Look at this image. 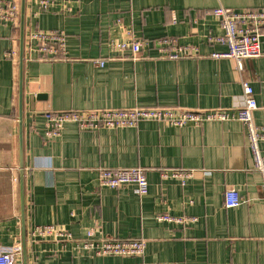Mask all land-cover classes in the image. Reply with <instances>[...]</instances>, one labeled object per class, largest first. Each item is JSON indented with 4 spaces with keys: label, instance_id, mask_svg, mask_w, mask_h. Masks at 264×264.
<instances>
[{
    "label": "crops",
    "instance_id": "0c3cea01",
    "mask_svg": "<svg viewBox=\"0 0 264 264\" xmlns=\"http://www.w3.org/2000/svg\"><path fill=\"white\" fill-rule=\"evenodd\" d=\"M4 1L17 3L19 19L0 22V251L20 246L16 264H264V173L253 168L240 122L173 128L140 121L134 128L93 132L68 123L58 137L43 134L49 111L235 110L241 79L253 89L254 123L264 126V36L262 56L243 61L240 74L229 60L211 56L225 46L207 42L223 33L212 10H262L264 0H55L47 11L25 0L21 124L22 0ZM49 31L65 36L58 60L43 58L33 38ZM128 38L143 43L134 58L109 44ZM165 39L188 47L192 56L165 58L167 46L158 45ZM102 59L103 67L95 63ZM260 148L264 159V143ZM136 167L145 171L146 195L137 196L132 185L98 186V170ZM170 170L191 176L181 186L161 176ZM229 189L242 200L236 208L223 205ZM159 214L197 221L158 222ZM35 225H54L70 241L33 240L27 233ZM90 229L96 240H142L144 252L97 257L78 247Z\"/></svg>",
    "mask_w": 264,
    "mask_h": 264
},
{
    "label": "built area",
    "instance_id": "2783aa9c",
    "mask_svg": "<svg viewBox=\"0 0 264 264\" xmlns=\"http://www.w3.org/2000/svg\"><path fill=\"white\" fill-rule=\"evenodd\" d=\"M38 10L47 11L55 0H30ZM211 15L219 22L223 31L220 36H207L208 43H218L226 47L224 53L212 54L213 58H225L229 60L233 69L239 74L243 71V61L256 59L262 56L261 49L264 36V9L241 10L234 12L226 8H216ZM19 19V6L14 1L0 0V22L15 24ZM126 35H130L127 33ZM39 42L38 50L43 58L58 60L65 54V36L61 31L40 32L33 36ZM112 48L120 52L130 51L134 58L143 48V43L128 38L120 42L110 40ZM158 45L167 46L168 52L164 56L170 60L189 58L192 51L185 46H178L175 40H159ZM11 56H15L11 52ZM106 59L96 60L95 63L101 67ZM242 89L241 102L235 110L214 109L206 111H189L177 107H148L134 109H107V110H81L64 112L44 113V137L52 139L58 137L65 124L72 123L81 131L93 132L100 129L134 128L140 121L164 123L173 128H182L188 124L200 125L208 121H231L240 122L245 130L247 146L253 168L264 173V159L260 145L264 143V126H257L253 120V112L257 109L253 89L248 80L241 79ZM161 176L177 178L181 186L191 176L189 171H162ZM98 186L101 188L118 189L126 185L134 186L137 196H144L148 192V183L145 171L142 168L98 170ZM242 200L236 190L229 189L224 192L223 205L227 209L236 208ZM158 222L186 225L197 221L193 217H174L168 214H159L155 217ZM94 231L90 229L86 238L79 242L78 247L83 251H90L97 257H137L144 252L142 240H119L107 238L94 239ZM31 239H52L57 242L70 241V236L54 225H35L27 233ZM21 252L20 246L7 248L0 251V264H16V257Z\"/></svg>",
    "mask_w": 264,
    "mask_h": 264
},
{
    "label": "water",
    "instance_id": "95a60500",
    "mask_svg": "<svg viewBox=\"0 0 264 264\" xmlns=\"http://www.w3.org/2000/svg\"><path fill=\"white\" fill-rule=\"evenodd\" d=\"M24 8H25V0L21 1V8H20V44H19V124H21L22 121V62H23V19H24ZM40 98V97H39ZM20 196H21V204L23 205V159H22V151L20 149ZM23 221V218H22ZM25 240V232L24 228L22 229V241L24 244Z\"/></svg>",
    "mask_w": 264,
    "mask_h": 264
}]
</instances>
